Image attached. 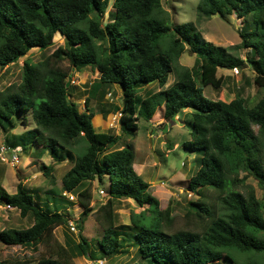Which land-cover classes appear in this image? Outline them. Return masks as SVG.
Masks as SVG:
<instances>
[{"label": "trees", "instance_id": "1", "mask_svg": "<svg viewBox=\"0 0 264 264\" xmlns=\"http://www.w3.org/2000/svg\"><path fill=\"white\" fill-rule=\"evenodd\" d=\"M110 1L0 0L1 69L17 64L32 49H48L56 34L63 38V45L44 60L36 64L24 60L20 83L0 91L3 132L8 133L13 121L24 119L29 111L37 127L10 141L5 136L7 148L25 151L24 139L31 134L29 144L42 147L40 156L48 152L56 163L67 160L71 164L61 180L62 192L52 188L48 193L75 197L73 203L63 195L64 211L74 205L82 208L79 230L93 212L92 183L109 179L108 199L97 210L102 226L97 245L103 257L113 258L134 248L140 261L132 264H264V206L253 191L243 195L234 189L242 181L240 172L264 187V142L253 132V127L260 135L264 132V97L248 108L239 95L229 102L212 101L203 92L207 86L221 88L219 69L240 71L248 65L255 85L264 90V0L199 1L198 16L236 14L243 22L241 43L228 48L206 42L192 22L169 26L161 0H112L111 19L104 23ZM186 47L196 57L192 68L179 64ZM241 49H248L252 57L243 60L237 55ZM61 61L78 72L88 66L97 69L95 96L105 84L120 87L122 106L116 111L120 110L121 132L135 133L139 120L170 122L187 110L190 140L182 146L196 154V170L186 190L198 200L189 203L185 215L206 219L201 232L168 231L174 223L171 207L161 210L149 192L150 184L136 173L133 147L114 149L121 135L94 130L90 98L84 101L85 112L71 103L68 73L60 67ZM172 71L176 79L170 87L140 95L141 87L154 82L162 89ZM80 142L83 147L74 154L72 149ZM41 171L54 181L51 166H42ZM206 189L217 194V214L205 201ZM31 192L37 193L19 182L14 194H0L1 206H10L22 218L32 220L25 229L1 231L3 244L35 248L48 245L56 228L69 229V216L60 211V205L55 204L52 212L47 201L37 206ZM128 199L147 208L132 214L130 225L118 227L114 203ZM65 235L78 255L90 251L82 235L77 244ZM60 250L62 254L41 258L37 264H74L73 257Z\"/></svg>", "mask_w": 264, "mask_h": 264}, {"label": "rangeland", "instance_id": "2", "mask_svg": "<svg viewBox=\"0 0 264 264\" xmlns=\"http://www.w3.org/2000/svg\"><path fill=\"white\" fill-rule=\"evenodd\" d=\"M199 1L161 0L162 7L167 12L168 20L170 21L167 24L169 26H178L192 22L202 38L215 46L228 48L240 44V31L243 26L241 19L237 18L236 14L225 18H221L218 15L211 17L198 16L196 9ZM111 5L112 0L109 2L105 12L104 23L111 19ZM62 45L63 38L56 34L53 39V45L48 49L43 51L32 49L17 64L10 65L8 68H0V91L20 83L24 60H29L32 64H36L51 55ZM232 53L235 54L234 51ZM237 55L243 60L252 57L248 49L239 50ZM195 60V55L191 54L188 47H186L179 58V64L192 68L195 66ZM59 65L68 73L69 100L79 112H85L84 101L90 98L89 112L93 113L92 125L94 130L98 133L121 135L119 143L114 149L127 147V145L133 147L136 173L150 184L149 192L159 201V208L163 210L169 205L172 209L174 223L168 231L191 230L201 232L206 219L200 220L194 215L188 217L185 215L189 203L198 200L197 195L186 190L187 183L196 170V154L182 146L183 143L190 140V129L187 122L188 115L186 117L187 110L179 113L173 121L154 119L150 124L139 120L138 130L135 133L121 132L120 110L116 111V108H121L122 106L120 87L105 84L101 88L103 90L98 91L95 96L92 87L99 76L94 66L85 67L78 72L67 61H61ZM217 76L222 80L220 89L215 90L211 86L203 88L204 95L209 100L224 99L229 102L239 95L245 100L247 107L252 108L264 97V90L255 85L253 81L254 74L249 65L240 71L219 69ZM167 79V84L162 89L159 88L158 82L141 87L140 95L146 97L150 92H157L170 87L175 82V73L173 71L170 72ZM25 115L24 119H21L23 116H20L19 119L13 121L14 127L8 133L3 132L0 128V194L2 192L14 194L17 184L21 182L29 190L37 191L36 194L31 192L37 206H42L43 202L47 201L52 212L56 209L54 207L55 204L60 205V211L65 212L69 216V220L76 225L78 233H73L67 228L58 227L54 230L53 238L48 245H39L35 248L8 246L0 242V261H7L8 264H37L41 258L50 255L55 256L56 253L57 255L62 254L60 250L62 249L69 257H73L72 261L74 264H132L139 262L140 256L134 248H129L126 254L121 252L113 258L103 257V254L99 251L97 241L101 238L102 226L97 221V210L108 199L110 186L108 178H105L101 183L97 181L92 183V201L90 206L93 207V212L86 219L79 232L78 222L82 208L74 206L67 212L64 211L63 195L68 200V197L72 195L48 193L52 188L58 193L62 192L61 180L70 169L71 164L69 162L56 163L48 154H44L42 158L40 154L36 155L42 147L37 145L35 148L34 145L29 144L31 134H27L24 139L25 151L20 152L19 150L17 154L18 162L13 161L12 156L15 151L7 148L8 144L5 142V136L10 141V137L14 138L21 134L23 135L26 131H36L35 129L37 128L32 112L29 111ZM253 132L254 135L259 136L264 142V132L260 135L257 127H253ZM24 144L21 147H24ZM77 146L72 149L74 154L81 150L83 143L80 142ZM42 166L52 167L53 182H50L49 178L43 175ZM238 178L242 181L237 183L234 189L243 195L253 191L256 198L264 206V187H260L258 182L246 172H240ZM99 190H102L105 195H98ZM203 192L206 196L205 201L213 207L217 214L220 207L217 194L212 189H206ZM74 200L76 203L75 197ZM114 205L116 210L115 224L118 227L130 225V216L139 214L147 208V206L139 207L131 199L115 201ZM4 207L0 205V232L7 229H25L32 225L30 218H22L19 211L13 208L8 210ZM65 233H68V236H71L76 244L80 242L79 235H82L90 244V251L84 256L78 255L73 248L75 244L68 245L66 243ZM261 237L264 238V235ZM221 264H226V262H221Z\"/></svg>", "mask_w": 264, "mask_h": 264}, {"label": "built area", "instance_id": "3", "mask_svg": "<svg viewBox=\"0 0 264 264\" xmlns=\"http://www.w3.org/2000/svg\"><path fill=\"white\" fill-rule=\"evenodd\" d=\"M12 159L14 162H18V155L17 153H13ZM99 195H104V192L102 190H99ZM69 201L74 202V197L73 196H69ZM5 209L8 210H12V208L10 206H5ZM68 228L70 231H72L73 233H78L77 229H76V225H74V223L72 221L68 222Z\"/></svg>", "mask_w": 264, "mask_h": 264}, {"label": "crops", "instance_id": "4", "mask_svg": "<svg viewBox=\"0 0 264 264\" xmlns=\"http://www.w3.org/2000/svg\"><path fill=\"white\" fill-rule=\"evenodd\" d=\"M35 148H36V146H35ZM16 151H19V149L18 150H16ZM40 150H38V152H39ZM36 153V155H38L39 153ZM44 154H48V152H45ZM44 154H42L41 155V158H42V156L44 155ZM49 155V154H48ZM50 156V155H49ZM40 157V156H39ZM51 157V156H50ZM51 159L55 162V160L51 157ZM64 162H68L67 160L66 161H64ZM63 163V162H62ZM135 169V168H134ZM69 198V197H68ZM74 207V206H73ZM72 208V207H71ZM69 210V209H68ZM115 213H116V210H115Z\"/></svg>", "mask_w": 264, "mask_h": 264}, {"label": "clouds", "instance_id": "5", "mask_svg": "<svg viewBox=\"0 0 264 264\" xmlns=\"http://www.w3.org/2000/svg\"><path fill=\"white\" fill-rule=\"evenodd\" d=\"M98 195H99V193H98ZM70 202H72V201H70ZM73 203H75V202H73ZM76 205H77V204H76ZM74 206H75V205H74ZM78 206H79V205H78ZM69 221H70V220H69ZM69 221H68V222H69ZM78 230H79V229H78ZM79 232H80V230H79Z\"/></svg>", "mask_w": 264, "mask_h": 264}, {"label": "bare ground", "instance_id": "6", "mask_svg": "<svg viewBox=\"0 0 264 264\" xmlns=\"http://www.w3.org/2000/svg\"><path fill=\"white\" fill-rule=\"evenodd\" d=\"M14 153H17V154H18V153H19V151H15ZM104 195H105V193H104Z\"/></svg>", "mask_w": 264, "mask_h": 264}, {"label": "water", "instance_id": "7", "mask_svg": "<svg viewBox=\"0 0 264 264\" xmlns=\"http://www.w3.org/2000/svg\"><path fill=\"white\" fill-rule=\"evenodd\" d=\"M66 86L68 87L69 86V83H67Z\"/></svg>", "mask_w": 264, "mask_h": 264}]
</instances>
